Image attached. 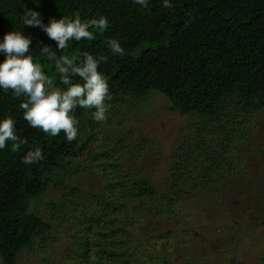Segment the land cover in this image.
Here are the masks:
<instances>
[{
	"label": "trees",
	"instance_id": "1",
	"mask_svg": "<svg viewBox=\"0 0 264 264\" xmlns=\"http://www.w3.org/2000/svg\"><path fill=\"white\" fill-rule=\"evenodd\" d=\"M170 2L173 7L165 8L163 0H149L150 7L145 9L134 0H0V41L5 33L20 31L31 38L30 54L37 60L43 59L40 47L44 45L62 53L40 27L22 24L26 10L38 12L44 25L51 19L74 14L82 20L106 16L109 28L97 33L95 40L70 41L66 49L69 56H78L80 60L84 53L107 56V62H102L99 70L108 77L111 94L120 91L138 98L156 92L165 98L168 110L180 115L197 114L203 120L201 135H196L189 147L198 141L203 144L201 138L205 139V130L210 125L214 133L218 130L224 134L220 151L213 150L200 161V172L191 175L195 170L190 164L192 158L173 156L162 183L156 185L150 176H141L138 167L129 172L127 166H122L124 159L115 148L125 145L121 137L106 149L84 150L96 141L94 109H76L79 135L68 142L63 132L53 137L31 127L19 108L20 100L13 98L11 91L5 93L0 89V119L13 116L17 135L28 141L19 152L11 151V142L0 150L3 264H15L21 250L46 243L51 227L35 211L38 198L56 170L79 169L82 151L85 157L99 158L97 165H108L111 175L105 184L109 197L102 193L101 201L96 200L97 206L82 205L81 212L73 202L61 200L52 204L60 210L62 225L69 217L75 224L74 240L78 246L73 253L79 254L77 262L81 264H134L128 249L137 239L129 231L144 223L147 218L143 216L153 218L162 210L169 217L188 202L201 212L206 211L203 208L206 203L220 202L218 209L212 208V220L228 209L226 180L241 179L244 174L240 169L247 171L241 166V159L230 162L226 158L230 146L237 144L228 135L237 137L239 145L244 146V131L250 119L255 114H264V0ZM112 38L120 42L126 55L110 51L107 41ZM4 59V53L0 52V61ZM48 75L55 77L56 86L64 87L57 69ZM74 79L79 81L78 76ZM36 147L42 149L43 161L22 163L26 152ZM248 180L246 192L250 194L253 181ZM70 192L78 191L73 188ZM142 208L150 212L142 215ZM171 222H164L157 239L171 237L175 229Z\"/></svg>",
	"mask_w": 264,
	"mask_h": 264
},
{
	"label": "rangeland",
	"instance_id": "2",
	"mask_svg": "<svg viewBox=\"0 0 264 264\" xmlns=\"http://www.w3.org/2000/svg\"><path fill=\"white\" fill-rule=\"evenodd\" d=\"M69 53L65 50L60 55ZM39 61L44 64L46 74L56 70L54 62L45 58ZM156 94L152 92L138 98L120 91L112 94L108 120L95 122L96 141L86 144L84 150L106 149L121 137L125 145L119 144L115 148L124 159L122 166H127L129 172L138 167L142 171L140 175L150 176L156 185L162 183L173 156L192 158L190 164L195 170L191 175L200 172V161L208 158L211 151H220L224 134L218 130L214 133L210 125L205 130V139L201 138L203 144L198 141L189 147L196 135H201L203 120L195 113L180 115L168 110L165 98ZM249 122L244 131V146L239 145L237 137L228 135L237 144L230 146L226 158L230 162L241 159V166L247 168V171L240 169L244 174L241 179L232 177L226 180L229 210L212 220V208L218 209L220 202L206 203L209 207L205 204L206 211L203 212L188 202L169 217L162 210L153 218L143 216L147 218L144 223L129 231L137 239L128 249L134 264H264V114H255ZM84 153L80 154L83 159L78 170H56L39 196L35 211L49 223L51 230L44 245L34 244L21 250L15 264H81L77 262L79 254L73 253L78 246L74 240L75 224L69 217L62 225L60 210L52 204L61 200L73 202L81 212L84 211L82 205L97 206L96 200L101 201L102 193L109 197V187L105 184L111 175L108 165L101 167L97 165L99 158L85 157ZM248 179L253 181L250 194L246 192ZM73 188L78 192H70ZM243 193L247 195L243 197ZM149 212V209H141L142 215ZM167 220L172 221L171 227L175 225V229L171 237L159 240L158 232ZM89 255L92 256V252Z\"/></svg>",
	"mask_w": 264,
	"mask_h": 264
},
{
	"label": "clouds",
	"instance_id": "3",
	"mask_svg": "<svg viewBox=\"0 0 264 264\" xmlns=\"http://www.w3.org/2000/svg\"><path fill=\"white\" fill-rule=\"evenodd\" d=\"M134 3L145 9L150 7L149 0H134ZM163 7L172 8L173 5L170 0H163ZM21 22L40 27L56 42L60 53L69 48L70 41L95 40L97 33L102 34L110 26L106 16L82 20L78 14L51 19L44 25L40 14L33 10H26ZM31 44V38L20 31H9L0 41V52L5 56L0 61V89L5 93L11 91L13 98L20 100L19 108L28 124L53 137L63 132L67 141L73 142L79 135V120L75 116L78 107L94 109L93 120L106 122L113 97L108 77L99 70V66L107 62L108 57L84 53L80 60L78 56L58 55L48 45L40 47L41 57L54 62L60 84L64 86L60 87L55 85L54 76L46 74L44 64L30 54ZM107 45L114 55H126L117 39H109ZM77 76L79 81L74 79ZM15 125L11 115L0 119V150L8 147L9 142L12 152H19L22 146L27 145L28 141L17 135ZM43 159L42 149L36 147L26 152L22 163L31 165ZM0 264H3L2 258Z\"/></svg>",
	"mask_w": 264,
	"mask_h": 264
}]
</instances>
